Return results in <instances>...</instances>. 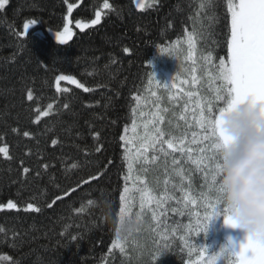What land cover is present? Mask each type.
<instances>
[{"label": "trees", "instance_id": "1", "mask_svg": "<svg viewBox=\"0 0 264 264\" xmlns=\"http://www.w3.org/2000/svg\"><path fill=\"white\" fill-rule=\"evenodd\" d=\"M67 2L77 5L73 20L90 21L96 11H101L102 20L83 31L75 28L72 39L63 45L54 40L51 31H62L65 26V0H9L0 9V147L7 146L11 156L8 159L0 154V203L13 200L21 208L0 211V264H205L197 244L206 246L210 254L230 241L239 250L247 234L225 225L222 215L211 221L206 234L189 237L191 244L196 245L190 248L183 237L185 226L196 219L194 214L189 217L169 211L157 227L147 209L142 213L139 231L127 239L121 238L125 242L124 253L112 248L121 207L119 197L125 184L123 177L128 172L120 136L135 116V97L142 98L141 110L152 113L155 98L151 93L156 92L162 97L160 107L168 108L162 127L176 136L184 132V122L172 115L181 111L183 101L171 103L163 83L173 80L179 85L178 73L181 80L187 78L184 70L191 64L183 52L175 51V45L181 41L187 49L183 41L193 26L198 56L212 52L214 57L227 59L225 0H216L213 7L200 12V22L194 19L200 0H158L143 10L135 8L134 0H109L111 9L103 8L104 0ZM29 20L36 23L21 35ZM125 48L129 51L125 52ZM161 48H168L171 54L161 53ZM198 65L201 83L196 87L207 95L211 91L210 81L203 62L198 61ZM153 71L161 84L153 78ZM61 74L71 75L94 90L84 92L61 81L60 87L69 91L57 92L55 80ZM29 89L33 90V101L26 99ZM49 103L53 104L50 116L34 123L35 108L46 109ZM65 103L68 108L63 107ZM170 119L179 127L169 126ZM192 130H196L195 126L188 130L186 143ZM25 131L31 135L25 137ZM97 132L99 140L94 138ZM52 139L59 143L52 146ZM98 144L102 145L100 151H96ZM164 147L172 152L167 145ZM191 147L195 156L197 146ZM147 155V164L143 157L133 162L134 171L139 172L142 166L148 169L140 174L155 195L159 196L167 187L170 193L180 196L179 188L173 189L181 178L172 174L171 156L165 158L163 153L151 149ZM154 155L158 159L153 160ZM174 155L181 158L179 153ZM45 163L50 165L47 170L41 167ZM74 164L77 167L73 168ZM24 167L31 170L27 176L23 174ZM182 167L183 183L190 184L191 192L206 191L197 166L184 159ZM101 172L98 180L82 184ZM127 184L132 187L131 180ZM133 195L137 196L132 208L135 217L140 212L139 194ZM57 196L63 198L48 207ZM29 202L41 211H24ZM167 207H176L175 201H169ZM196 210L202 217L203 208ZM109 211L110 216L106 215ZM208 251L202 255L207 257ZM157 252L163 253L159 261L155 258ZM225 264L238 261L229 258Z\"/></svg>", "mask_w": 264, "mask_h": 264}, {"label": "snow or ice", "instance_id": "2", "mask_svg": "<svg viewBox=\"0 0 264 264\" xmlns=\"http://www.w3.org/2000/svg\"><path fill=\"white\" fill-rule=\"evenodd\" d=\"M156 2L158 0H153V3ZM8 3L9 0H0V9H4ZM65 3L67 4V23L63 27L62 32L56 33V39L62 45L66 44L73 35L68 25L73 23L71 17L73 10L77 7L76 4L68 3L67 0H65ZM215 3L216 0H200L199 10L194 19L200 22V12L213 7ZM140 7L143 9L145 5L141 3ZM103 8H112L109 0H104ZM214 16L215 13L213 12ZM213 17H209V19ZM223 19L226 30L224 50L227 59L225 57H214L212 52H209L206 56L197 55L195 26H193V31L187 34L186 40L183 41V43L187 44V49L181 46V41L176 42L175 51L177 53L183 52L185 60L191 64L190 68L184 70L187 73V78L181 80L178 73L176 80L179 81V85H188V88L186 90L184 87L174 84L173 80L171 83L163 84L170 93L169 100L171 103L175 104L183 101L181 111L179 113L174 112L172 115L173 118L184 122V132L176 136L171 131H165L162 125L165 123V114L168 113V108H161L162 97L157 96L156 92H152L151 95L155 98L153 101L155 112L146 113L141 110L140 102L142 98L140 96L135 97L137 107L132 109L135 116L130 127L126 126L120 136V140L123 142L122 147L125 152V159L128 162V172L123 177L125 184L123 193L119 197L121 207L118 213V225L126 217H134L132 208L135 206L137 196L133 195V192H136L139 194L138 204L140 212H137L134 218L138 221L141 220L145 209L152 213V218L156 222L157 227L162 223L161 217L167 218L169 211L177 215L187 214L189 217L193 214L195 215L194 223L190 221L185 226V235L183 237L185 245L190 246V248H195L196 245L191 244L189 237L194 238V236H200L201 233L206 234L214 218L222 215L225 225L232 228L236 227L226 205L223 203V187L220 184L221 163L219 149L222 146V139L224 143H227V139L223 137V133L220 130V117L226 111L244 102H249L253 107L264 105V0H225ZM101 20V11H96L94 18L90 21L77 20L76 27L83 31L100 24ZM35 23V20H29L24 23L21 35L27 34L30 25ZM124 51L128 52L129 50L125 48ZM160 51L161 53H166L169 52V49L161 48ZM169 54L171 53L169 52ZM217 59L218 62H214ZM198 61L203 62L204 71L210 81L211 91L207 95H204L200 88L196 87L201 83V78L197 76ZM149 63L153 69L152 61H149ZM209 66H211V71H209ZM152 75L157 80V84H161L154 71ZM61 81L76 85L77 88L83 89L84 92L94 90L86 87L84 83H81L71 75L61 74L55 80L57 92L69 91L67 88L60 87ZM173 88L176 89L174 92L172 91ZM26 99L28 101L34 100L33 90H27ZM63 107L68 108L69 105L65 103ZM52 110L53 104L51 103L43 110L40 107H36L35 120L33 122L39 124L41 118L50 116ZM146 116L148 118L143 119ZM137 120L140 121L139 124ZM167 123L169 126L179 127V124L173 125L171 119ZM193 126H195L196 130L191 131V139L187 140L186 143L188 130L192 129ZM138 127L142 128V131L138 132ZM14 131L18 130L14 129ZM129 131L131 135L128 134ZM23 135L28 137L31 133L25 131ZM99 137L100 134L98 132L94 134V138L97 140H99ZM58 143V139H52L51 141L52 146H56ZM165 145H167L168 149H172L171 153L166 151ZM192 145L197 146L195 148V156L192 155ZM101 147L102 145L98 144L96 151H100ZM150 149L154 150L155 153H163L165 158L171 156L172 174L181 178V183L173 185V189L179 188L180 196L170 193L167 187L159 196L155 195L153 189L149 187L146 178L140 174L146 173L148 169L142 166L139 172L134 171L133 162L138 161L139 158L143 157L144 164L148 163L147 154ZM174 153L181 154V158L177 159ZM0 154L11 159L7 146L0 147ZM152 159L156 160L158 156L154 155ZM184 159L195 164L197 169L203 174L206 191L193 194L190 190V184L186 186L183 183L184 168L182 167V160ZM41 167L47 170L50 165L45 163ZM72 167L75 168L77 165L74 164ZM30 171L28 167L23 168L25 176ZM102 174L101 172L91 176L87 180L82 181V184L98 180ZM36 175L39 176L40 173L37 172ZM129 180L132 181L131 188L127 184ZM165 184L167 185V181ZM72 191H75V189H72ZM62 198V196L55 197L48 204V207H52L56 201ZM169 201H175L176 207L169 209L167 207ZM88 203L91 204L92 201H88ZM197 207L203 208L202 217L201 212L196 210ZM4 210L20 211L21 208L17 202L8 200L6 203H0V211ZM23 210L38 213L41 208L35 203L29 202ZM124 244L125 242L119 236V226H117L116 238L112 248H117L121 253H124ZM197 245L200 246L198 254L201 255L205 264H225V260L229 258L238 261V264H264V234L247 235L246 242L240 245L239 250L235 248L231 241L228 245L221 247L218 252L212 254L209 253L206 246ZM204 251H208L207 257L202 255ZM162 255L163 253L161 252L155 254L157 261Z\"/></svg>", "mask_w": 264, "mask_h": 264}, {"label": "clouds", "instance_id": "3", "mask_svg": "<svg viewBox=\"0 0 264 264\" xmlns=\"http://www.w3.org/2000/svg\"><path fill=\"white\" fill-rule=\"evenodd\" d=\"M164 55V54H161ZM264 105L241 103L220 117V184L235 228L247 235L264 234ZM111 215L110 211L106 214ZM120 238L132 237L140 221L125 218L119 223Z\"/></svg>", "mask_w": 264, "mask_h": 264}, {"label": "rangeland", "instance_id": "4", "mask_svg": "<svg viewBox=\"0 0 264 264\" xmlns=\"http://www.w3.org/2000/svg\"><path fill=\"white\" fill-rule=\"evenodd\" d=\"M152 2H153V0H134L135 6H136L137 9H139V10H143V9L147 8ZM141 3H143V4L145 5V7H144L143 9H141V7H140V4H141ZM71 19H72L73 23H72L71 25H68V26L71 28V30H72V32H73V35H72V37H73V36H74L75 28H77V27H76V21H77V20H73L72 17H71ZM85 22H87V21H85ZM66 23H67V14H66ZM66 23H65V25H66ZM30 26H31V25H30ZM77 29H79V28H77ZM62 31H63V29H62ZM62 31H51V35H52V37L54 38L55 41L59 42V41L56 39V33H57V32H62ZM72 37H71L70 39H72ZM70 39H69V40H70ZM69 40H68V41H69ZM68 41H67V42H68Z\"/></svg>", "mask_w": 264, "mask_h": 264}, {"label": "bare ground", "instance_id": "5", "mask_svg": "<svg viewBox=\"0 0 264 264\" xmlns=\"http://www.w3.org/2000/svg\"><path fill=\"white\" fill-rule=\"evenodd\" d=\"M68 3H70V2H68ZM135 5V4H134ZM65 8H66V12H67V4L65 3ZM135 8L137 9V7L135 6ZM138 10V9H137ZM67 14V13H66ZM73 15H74V10H73ZM72 15V16H73ZM66 16V15H65ZM75 16V15H74ZM30 29V28H29Z\"/></svg>", "mask_w": 264, "mask_h": 264}]
</instances>
